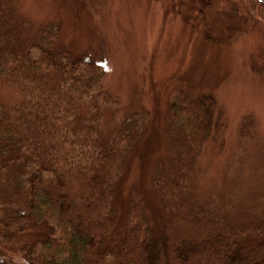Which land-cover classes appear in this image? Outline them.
<instances>
[{"label":"trees","instance_id":"obj_1","mask_svg":"<svg viewBox=\"0 0 264 264\" xmlns=\"http://www.w3.org/2000/svg\"><path fill=\"white\" fill-rule=\"evenodd\" d=\"M257 2L264 13V0ZM16 3L0 0V81L17 93L15 102L0 99V207L15 210L0 216V264H264L260 221L228 226L206 207H187L185 197L161 198L166 186L185 188L189 161L224 126L210 96L182 97L169 115L174 150L157 161L154 176L162 234L133 187L125 230L101 246L114 226L115 181L140 131L103 130L101 104L111 105L105 64L55 46L56 30H32ZM181 202L179 213H168ZM42 226L49 237L18 244ZM9 244L16 245L11 253Z\"/></svg>","mask_w":264,"mask_h":264},{"label":"rangeland","instance_id":"obj_2","mask_svg":"<svg viewBox=\"0 0 264 264\" xmlns=\"http://www.w3.org/2000/svg\"><path fill=\"white\" fill-rule=\"evenodd\" d=\"M258 3L17 0L16 10L30 21L32 30L54 28L55 46L105 64L102 87L109 92L111 105L101 104L103 130L140 131L115 181L110 205L114 226L101 246L117 243L125 230L133 187L161 234V198L170 204L185 197L187 207L193 203L206 207L227 218L228 226L259 221V227L264 226V13ZM15 91L0 81L4 102H15ZM195 95L213 98L224 126L189 161L185 188L175 191L166 186V195L158 199L155 166L174 150L169 115L178 100ZM181 204L169 206L168 213L173 209L179 213ZM2 208L0 216L15 211L5 213ZM49 232L48 226L27 231L18 244L27 246L36 238L49 237ZM250 238L242 237L241 246L249 245ZM14 248L9 244L7 252Z\"/></svg>","mask_w":264,"mask_h":264}]
</instances>
